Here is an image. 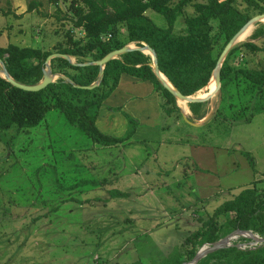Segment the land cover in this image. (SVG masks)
Listing matches in <instances>:
<instances>
[{"label": "rangeland", "instance_id": "1", "mask_svg": "<svg viewBox=\"0 0 264 264\" xmlns=\"http://www.w3.org/2000/svg\"><path fill=\"white\" fill-rule=\"evenodd\" d=\"M70 1L0 0V47L51 51L69 30L84 36L73 31ZM186 11L191 15L193 8ZM147 15L167 27L163 15ZM261 25L239 44L264 49V37L252 39ZM183 28L180 16L175 32ZM238 63L264 69V50L237 51L232 64ZM212 81L195 96L212 92ZM221 88L207 101L205 118L194 122L209 120L195 127L183 118L192 116L187 103L186 109L177 102L182 117L169 114L152 83L123 75L96 121L108 136L129 134L110 147L95 143L57 109L37 126L0 129V264H160L185 252L187 238L218 206L254 182L264 188L261 102L246 95L242 81L229 82L223 95ZM199 146L210 153L198 152ZM115 190L124 195H112ZM263 240L253 231L224 232L214 245L224 244L216 251L257 250ZM208 253L195 264L231 261L229 254L217 260Z\"/></svg>", "mask_w": 264, "mask_h": 264}, {"label": "trees", "instance_id": "2", "mask_svg": "<svg viewBox=\"0 0 264 264\" xmlns=\"http://www.w3.org/2000/svg\"><path fill=\"white\" fill-rule=\"evenodd\" d=\"M263 1L72 0L69 12L74 22L73 31L80 29L84 36H77L69 30L65 40L51 51L15 44L0 47V59L10 76L26 85H36L43 80L46 61L51 54H65L75 61L61 57L52 59V73L59 77L38 92L21 90L0 75V129L37 126L50 109H57L70 125L78 127L95 143L103 147L121 144L129 139V134L120 138L108 136L99 130L96 121L100 109L119 87L123 75L152 83L166 99L167 112L172 114L175 111L182 117L176 98L155 75L150 55L134 50L109 61L100 85L91 90L83 87L99 81L101 68L78 64L102 60L110 52L128 44L142 47L145 43L155 50L160 71L172 86L186 96H193L208 86L229 41L250 19L264 14ZM189 7L193 8L191 15L186 11ZM148 11L163 15L167 27L156 25L148 17ZM180 16L185 17V28L183 32L176 33L175 25ZM262 37L264 25L255 30L252 39ZM262 50L252 42L239 44L227 55L220 73L222 95L229 82L242 81L246 85V95L259 98L262 107L258 111H264V69L251 68L246 63L233 65L232 62L237 51ZM207 103L188 104L192 112L189 120L204 119ZM249 109V106H244L243 112L247 113ZM251 119L248 117L247 122L250 123ZM258 182L218 206L208 221L187 238V250L177 252L176 256L172 255L160 264L191 262L204 245H214L224 232L253 231L264 237V188L258 187ZM112 195L124 194L115 190ZM221 217H224L223 222H220ZM227 254L231 257L230 262L213 264H264V245L257 250H240L234 246L215 250L207 256L220 260Z\"/></svg>", "mask_w": 264, "mask_h": 264}, {"label": "water", "instance_id": "3", "mask_svg": "<svg viewBox=\"0 0 264 264\" xmlns=\"http://www.w3.org/2000/svg\"><path fill=\"white\" fill-rule=\"evenodd\" d=\"M264 21V14H260L255 16L254 18L250 19L240 30L239 32L229 41V43L225 46L222 54L220 55L218 62H217V66L216 69L213 72V76L209 82V84L211 83L212 79L215 77L216 78V88L215 90H213L212 92L209 93L208 96L206 97H197L195 95L193 96H186L183 93H181L179 90H177L176 88H174L172 86V84L167 80V78L162 74V72L160 71V67H159V61H158V57L157 54L155 52V50L153 48H151L149 45L143 43L142 47H132V46H124L121 49L118 50H114L112 52H110L107 56H105L102 60L96 61V62H89V63H85V64H78V65H97L100 66L101 70H100V75H99V81L94 83L92 86H87V87H83L84 89H94L96 87H98L101 83V81L103 80L104 77V69H105V65L113 60L118 58V56L128 53L130 51H140L143 52L145 54H150L152 56V67L154 69V73L157 76V78L160 80L161 84L163 85V87L165 89H167L178 101L180 102H185L187 104L190 103H200V102H207L210 101L214 96L217 95V93L219 92L220 88H221V77H220V73H221V69L223 66V63L228 55V53L232 50V48L239 44L241 41V36L242 34H244L246 31H248L250 28H252L256 23L258 22H262ZM57 57H61L67 60L72 61V57L65 55V54H51L46 61V65L47 67L44 70V78L43 80L36 84V85H26V84H22L19 83L17 81H15L9 74V72L7 71L3 61L0 59V64H1V68H0V75L4 78H6L11 84H13L15 87L24 90V91H29V92H38L41 91L43 89H45L48 85L54 83V75L52 73V69L50 66V62L52 59L57 58ZM74 63V62H73ZM68 80V79H67ZM70 81V80H69ZM208 84V85H209ZM184 119L191 125L195 126V127H201L204 125V123L206 121L209 120L210 116H208L204 122H200V123H195L190 121L185 115L183 116ZM236 232H241V231H236ZM235 233V232H234ZM228 240V239H226ZM264 241V240H263ZM224 244H220V245H214L212 248H208L205 249L204 247L202 248V250H200L198 252V254L196 255V257L193 259L192 264H194L195 262H198V260L206 255L208 252L212 251V250H216L219 249L221 247H223Z\"/></svg>", "mask_w": 264, "mask_h": 264}, {"label": "bare ground", "instance_id": "4", "mask_svg": "<svg viewBox=\"0 0 264 264\" xmlns=\"http://www.w3.org/2000/svg\"><path fill=\"white\" fill-rule=\"evenodd\" d=\"M264 22V21H263ZM251 33H252V28H250L248 31H246L244 34H242V36H241V41H240V43L241 42H243V41H245L246 39H248L249 37H251L250 35H251ZM207 87H209V85L207 86ZM206 87V88H207ZM215 88H216V78L214 77L213 78V81H212V85H211V90L213 91V90H215ZM209 95V93H206V95H204L203 97H206V96H208ZM184 106H185V108L187 109V106H186V103L185 102H181ZM255 238V237H254ZM217 245H220V244H217ZM207 246H204V248H206ZM192 264V263H191ZM195 264V263H194Z\"/></svg>", "mask_w": 264, "mask_h": 264}, {"label": "crops", "instance_id": "5", "mask_svg": "<svg viewBox=\"0 0 264 264\" xmlns=\"http://www.w3.org/2000/svg\"><path fill=\"white\" fill-rule=\"evenodd\" d=\"M131 81H132V80L129 81L130 83H129V86H128V87H131V86H132ZM132 82H133V81H132ZM120 83H121V82H120ZM119 86H120V85H119ZM114 93H115V92H114ZM114 93H113V94H114ZM189 111H190V110H189ZM190 112H191V111H190ZM182 116H183V115H182ZM183 118H184V117H183ZM198 148H199L198 152H199V151H205V152H207V150H206V148H205L204 146H199ZM207 153H210V152H207Z\"/></svg>", "mask_w": 264, "mask_h": 264}]
</instances>
